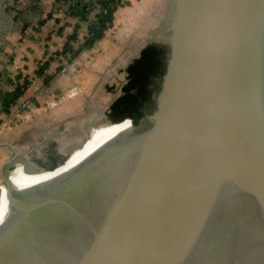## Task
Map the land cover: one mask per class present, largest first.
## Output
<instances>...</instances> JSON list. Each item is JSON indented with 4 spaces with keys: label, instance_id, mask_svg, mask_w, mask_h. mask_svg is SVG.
<instances>
[{
    "label": "water",
    "instance_id": "95a60500",
    "mask_svg": "<svg viewBox=\"0 0 264 264\" xmlns=\"http://www.w3.org/2000/svg\"><path fill=\"white\" fill-rule=\"evenodd\" d=\"M168 34L154 109L103 124L131 132L33 190L3 162L0 264H264V0H177Z\"/></svg>",
    "mask_w": 264,
    "mask_h": 264
},
{
    "label": "crops",
    "instance_id": "0c3cea01",
    "mask_svg": "<svg viewBox=\"0 0 264 264\" xmlns=\"http://www.w3.org/2000/svg\"><path fill=\"white\" fill-rule=\"evenodd\" d=\"M130 1L133 2L121 0L103 36L83 48L89 26L96 21L97 0H0V98L11 93L15 83L25 80L26 90L10 111L25 102L37 107L29 120L1 137L11 134L9 142L0 143L8 148L10 155L12 150L31 154L33 145L29 142H36V149L49 141L53 144L47 154L35 160V165L48 164L52 156H61L58 150L63 141L61 136L68 131L66 127H78L81 135L74 141L79 143L90 127L100 123L95 118L101 112L95 105L99 102L97 94H104L110 108L120 94L110 95L112 86L107 81L118 71L126 72L128 62L133 59L126 65L120 62L122 48L117 39L121 36L119 28L126 27ZM66 46L78 52L69 62L68 55H62ZM64 66L67 71L61 73ZM72 88L77 93L68 98ZM52 103L53 107L42 108ZM1 118L7 121L5 115ZM6 131H0V136Z\"/></svg>",
    "mask_w": 264,
    "mask_h": 264
},
{
    "label": "rangeland",
    "instance_id": "374dc122",
    "mask_svg": "<svg viewBox=\"0 0 264 264\" xmlns=\"http://www.w3.org/2000/svg\"><path fill=\"white\" fill-rule=\"evenodd\" d=\"M132 1L133 2L130 1L131 3L127 4L129 10L127 19L129 22L127 21L126 27L119 28V32L121 36L117 38L122 48L121 56L123 60H121L120 62L123 65H126L125 63L127 61L131 60V58H134L145 46L149 44H153V45L159 44L162 46H167L169 39L168 29L170 28L171 19L174 14L177 3V0H135V1L132 0ZM125 73H126L125 70L124 71L121 70L120 72L118 71L117 73H115V77L113 79H110L111 81L110 80L107 81L110 82L108 84H111L110 86H112L111 88H109L111 91L110 95H112V93L114 94V96H117L119 94L121 95L122 87L127 82V77H126V81H124L126 75ZM122 81H124L123 84H121ZM157 93L158 91L154 92L153 94L154 101ZM97 97H99V102L98 104L95 103V105L96 107L98 106V108L100 107L101 112L100 114H95V118L96 117L97 119L99 118L100 123L99 122L97 123H99L100 126H102L104 123H108V122L110 123L112 121L109 120V116H108L109 115L108 113L110 112L107 103L108 100L104 98L105 97L104 94H100V95L97 94ZM13 112L15 111L13 110ZM16 126L18 125L11 126L9 129H7L6 132H3V134L1 133L2 135L0 136V143L3 140L5 142L8 140L7 142H9L11 136L10 133L4 139L1 137L7 132H11V130ZM104 127L107 126H102V128ZM77 128H78L77 126H73V125L71 126L69 125L68 128L66 127L68 131L61 136V138H63V141L61 143V148H59L58 150L61 151V156L57 161H55L57 162V164L63 162L66 159V157H68V155H70L74 150L79 148L84 143L86 139V135L79 143H76V141H74L77 136L80 137L81 135V131L77 130ZM29 143L33 145L32 149H30L31 150L30 152L32 153L28 155L23 154L21 157H17V159L11 165V168L16 169L17 172L23 173L24 171L22 170V168L25 169L28 167L30 168L33 167V165H35V160L39 159V155L41 156L46 155L47 154L46 152L48 151V149H50V146H52L53 144L52 142L48 141L42 144L41 146H38L35 149L36 142H29ZM54 145L56 147V144ZM28 149L29 148H25L24 150L29 152ZM10 154L11 153L6 146H0V168L3 162L6 161L8 158H10L11 156ZM38 168L39 170L45 169L41 167V164L39 165ZM2 183L3 182L0 176V189L3 188ZM3 191L1 189L0 193H2Z\"/></svg>",
    "mask_w": 264,
    "mask_h": 264
},
{
    "label": "trees",
    "instance_id": "16d2710c",
    "mask_svg": "<svg viewBox=\"0 0 264 264\" xmlns=\"http://www.w3.org/2000/svg\"><path fill=\"white\" fill-rule=\"evenodd\" d=\"M121 0H97L95 22L89 26V35L83 48L91 46L100 39L112 23L113 14ZM107 9L106 14L103 10ZM71 47L66 46L62 55H68V62L77 56ZM169 49L166 46L149 44L140 52V58L126 70L127 82L122 87L121 95L110 105L109 117L113 122L131 120L137 126L146 113L155 106L153 94L159 91L162 77L165 74ZM18 82V81H17ZM27 81L15 83V89L0 98V116L8 115L12 106L24 94Z\"/></svg>",
    "mask_w": 264,
    "mask_h": 264
},
{
    "label": "bare ground",
    "instance_id": "6f19581e",
    "mask_svg": "<svg viewBox=\"0 0 264 264\" xmlns=\"http://www.w3.org/2000/svg\"><path fill=\"white\" fill-rule=\"evenodd\" d=\"M102 129H92L91 136L84 148L74 152L67 162L54 172L46 173L42 176L31 177L27 180L19 179L15 183V188L21 190H33L47 186L53 182L61 180L81 169L95 156L103 151L111 142L131 132V125L128 121L116 125H104ZM0 231L7 225L11 218L12 210L8 198L7 189L0 195Z\"/></svg>",
    "mask_w": 264,
    "mask_h": 264
},
{
    "label": "built area",
    "instance_id": "2783aa9c",
    "mask_svg": "<svg viewBox=\"0 0 264 264\" xmlns=\"http://www.w3.org/2000/svg\"><path fill=\"white\" fill-rule=\"evenodd\" d=\"M106 12H107V9H104L103 14H106ZM60 71H61V73H65L67 71V66L62 67ZM76 93H77V90L72 88L71 90L68 91L67 97L71 98L74 95H76ZM54 105L55 104L52 103V104H48V106H44L42 108L53 107ZM35 109H37V107L34 106L32 103L25 102V103L18 105V108H17V110H15V112L10 111V113L8 115H5L7 121H4V119L1 118V116H2L1 115L0 116V131L7 130L11 126L18 125V124L22 123L23 121L29 120Z\"/></svg>",
    "mask_w": 264,
    "mask_h": 264
},
{
    "label": "flooded vegetation",
    "instance_id": "af4514ba",
    "mask_svg": "<svg viewBox=\"0 0 264 264\" xmlns=\"http://www.w3.org/2000/svg\"><path fill=\"white\" fill-rule=\"evenodd\" d=\"M159 45V44H158ZM160 46H162V45H160ZM146 47V46H145ZM140 58V56L137 58V59H139ZM136 60V59H135ZM133 63H134V61H133ZM132 63V64H133ZM131 64V65H132ZM131 65H129V66H131ZM109 114V113H108ZM109 120L110 121H112L111 119H110V117H109ZM113 122V121H112ZM102 126H104V125H102ZM102 126H100V127H102ZM89 141V140H88ZM88 143V142H87ZM50 154V153H49ZM73 154H74V152H72V154L70 155V157H72L73 156ZM69 157V158H70ZM59 158H54L53 156H52V159L50 160V162L48 163V164H42L41 165V167L42 168H45V169H49V168H51V167H54V166H56V164H57V162H55V161H57ZM59 169V168H58ZM56 171V170H55ZM44 174H46V173H40V174H27L26 172H17L16 171V169L13 171V173H9V175H8V182H9V185H11L12 187H16L15 186V183H16V179L17 180H19V179H25V180H27V179H29V178H31V177H37V176H42V175H44ZM2 189V191L4 190V189H6V187H4L3 186V188H1ZM1 189H0V191H1ZM0 211H1V207H0Z\"/></svg>",
    "mask_w": 264,
    "mask_h": 264
}]
</instances>
